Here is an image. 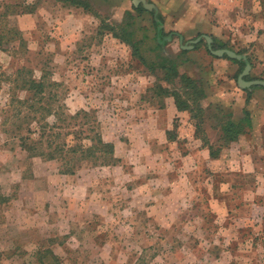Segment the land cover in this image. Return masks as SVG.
I'll return each instance as SVG.
<instances>
[{"label": "rangeland", "instance_id": "1", "mask_svg": "<svg viewBox=\"0 0 264 264\" xmlns=\"http://www.w3.org/2000/svg\"><path fill=\"white\" fill-rule=\"evenodd\" d=\"M84 1L91 12L53 0H0V65L7 74L33 69L35 79L43 70L51 83L62 85L70 114L95 111L105 141L113 143L121 162L63 175L56 161L27 159L19 147L23 131L16 130L13 118L5 122L9 94L3 85L0 264H38L39 253L47 249L53 254L42 259L46 264H264V149L237 145L214 159L191 153L189 114L167 110L174 100L157 97L154 90L163 74L148 69L160 58H171L181 65L180 73L192 74L211 91L215 59L204 40L180 55L181 46L190 45L189 36L163 28L176 35L161 51L154 39L158 11L137 12L141 4L134 7L133 0ZM250 1L241 13L230 12L250 16L247 24L239 23L264 33V0ZM31 10V22L19 30L15 14ZM103 20L112 26L130 23L148 65L105 32ZM9 29L20 31L22 43ZM249 41L232 48L250 52ZM251 55L263 63L264 55ZM227 70L234 76V69ZM215 106L205 111L212 143ZM166 127L174 129L172 142Z\"/></svg>", "mask_w": 264, "mask_h": 264}, {"label": "trees", "instance_id": "2", "mask_svg": "<svg viewBox=\"0 0 264 264\" xmlns=\"http://www.w3.org/2000/svg\"><path fill=\"white\" fill-rule=\"evenodd\" d=\"M54 2L91 12L89 3L84 0H54ZM142 9L145 10L141 4V9L134 10L140 12ZM151 12L154 13V11ZM153 25L156 48L163 51L176 33L164 31L160 14L153 17ZM129 26L130 23H127L126 26H112L105 20L101 21V28L105 32L111 33L121 43L129 46L132 57L139 63L148 65L140 54V43L133 40V33L129 31ZM9 32L13 33L12 38H18L20 35V31L17 29H9ZM3 39L4 36L0 34V45ZM17 40L22 43V39L18 38ZM197 47L198 45H195L194 48L197 49ZM219 48L228 47L223 43L213 45V49ZM187 53L188 50L180 51V55ZM237 53L243 54L244 51H237ZM213 57L215 58V56ZM223 58L239 64V72L245 67V61L229 59L226 56ZM247 60L252 66L250 57L247 56ZM180 66L179 63L167 57L160 58L158 63L148 65L150 73L154 74L160 71L163 74L160 78L156 77L158 82L154 86L155 94L157 97H171L179 112L190 113L194 120L195 136L208 149L211 158H218L222 148L237 141L248 128H251L247 111L244 110L243 118L235 121L229 108L225 109V107L216 105L217 113L213 115V118L217 120V123L214 128L216 129L218 126L219 134L211 143L203 129L206 118L201 101L206 97V92L199 81L185 73H180ZM41 73L40 78L35 79L33 69L19 67L13 73L7 74L0 65V90L6 84L9 94L4 108L5 114L8 115L5 122L13 118L16 121L15 126L13 125L16 130L23 131L18 134L19 147L27 154V159L40 158L46 162L56 161L60 164V173L63 175H75L78 170L87 165L92 167L117 166L121 161L115 156L113 143L105 141L96 112L81 109L70 114L65 103L62 102L64 98L61 90L62 85L56 82L51 83L48 80V74L43 70ZM251 79L264 80L250 76L246 78V80ZM161 83L167 86L164 87ZM20 92L24 94L23 98H19ZM165 136L169 142L176 139L174 129L166 131ZM214 143L217 145L216 147ZM47 254L53 253L48 249L39 253L38 264H46L42 259Z\"/></svg>", "mask_w": 264, "mask_h": 264}, {"label": "crops", "instance_id": "3", "mask_svg": "<svg viewBox=\"0 0 264 264\" xmlns=\"http://www.w3.org/2000/svg\"><path fill=\"white\" fill-rule=\"evenodd\" d=\"M251 3L252 1L250 0H245L244 2L237 0H159L155 2V5L159 14L164 18L163 28L176 31L179 37L185 34L188 35L189 40L192 41L203 35H207L211 37L213 45L223 43L228 49H233L232 46H239L238 43L246 45L248 40H250L249 42L251 44L247 45L250 52L244 51L243 53V55L250 57L252 61V68L248 76L264 79V60L263 63H256L251 58V53L255 55H264L263 51H260L264 50V33L258 32V34L256 31L252 29L249 30L241 25L247 24L250 16L240 14L241 16L238 17L235 14L242 8L250 7L249 5ZM25 4L27 3L25 2ZM225 9H227V11ZM230 9L236 10L235 13L230 12ZM239 13H241V11H239ZM15 16H17L18 19L19 30L22 31L26 29L24 25L31 22L30 20H32L34 16V11H22L20 14H15ZM239 22H241V24ZM260 23V28L264 30V17H261ZM253 33H255V35ZM254 50H256L255 53ZM214 59V73L212 72L213 75H211L212 90L209 92L205 91L206 97L201 101V107L205 111L207 108L209 110L215 105L229 108L233 114L232 118L235 121H239L244 117L245 110L251 122V128H248L246 133L241 135L237 141L222 148L221 153L235 150L237 145L243 144L245 146L257 145V147L264 149V89L259 86H253L244 90L240 89L237 85V78L242 72H239V64L224 59L223 57H215ZM229 62L235 64L232 66ZM227 69H234V76L230 75ZM189 77L199 81L198 78H195L192 74H189ZM167 110L174 112V114L178 116L179 114L184 116L183 112H179L174 104L169 105ZM206 127L207 124H204L203 129L206 130L205 132L208 134V139L211 140V134L208 133ZM211 129L214 130V133H216L218 137V126H216V129L214 127ZM169 130H172L171 127H166L164 133ZM192 142L195 145V149L193 147L190 148L189 150L192 149L191 153L200 151L205 153L207 157L209 153L208 149L205 148L202 142L195 136L194 120L189 113V144Z\"/></svg>", "mask_w": 264, "mask_h": 264}, {"label": "water", "instance_id": "4", "mask_svg": "<svg viewBox=\"0 0 264 264\" xmlns=\"http://www.w3.org/2000/svg\"><path fill=\"white\" fill-rule=\"evenodd\" d=\"M133 5L135 7L138 6V4H142L143 8L147 11H154L157 13V9L153 3L148 2L147 0H133L132 1ZM204 39L207 45V49L209 53L212 56L221 58V57H228L229 59L237 60V61H245V67L243 68L242 72L239 74L237 78V85L239 86L240 89H249L253 86H259L264 89V80L260 79H255V80H246L245 78L249 75L251 71V64L247 60V56L243 54H238L237 52L228 49V48H219V49H213L212 46V39L211 37L207 35H203L199 38H196L192 41H190V45H184L181 46V49L183 50H191L194 48V46L201 40Z\"/></svg>", "mask_w": 264, "mask_h": 264}]
</instances>
